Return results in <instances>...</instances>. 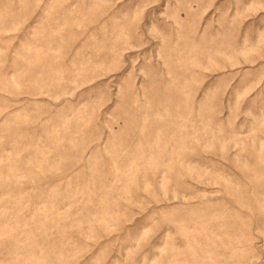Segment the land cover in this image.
Segmentation results:
<instances>
[{
  "label": "rangeland",
  "instance_id": "1",
  "mask_svg": "<svg viewBox=\"0 0 264 264\" xmlns=\"http://www.w3.org/2000/svg\"><path fill=\"white\" fill-rule=\"evenodd\" d=\"M0 264H264V0H0Z\"/></svg>",
  "mask_w": 264,
  "mask_h": 264
}]
</instances>
